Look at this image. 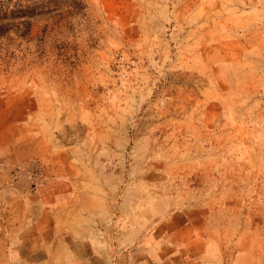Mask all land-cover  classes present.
<instances>
[{
  "label": "rangeland",
  "instance_id": "rangeland-1",
  "mask_svg": "<svg viewBox=\"0 0 264 264\" xmlns=\"http://www.w3.org/2000/svg\"><path fill=\"white\" fill-rule=\"evenodd\" d=\"M21 191L264 264V0H0V236Z\"/></svg>",
  "mask_w": 264,
  "mask_h": 264
},
{
  "label": "crops",
  "instance_id": "crops-1",
  "mask_svg": "<svg viewBox=\"0 0 264 264\" xmlns=\"http://www.w3.org/2000/svg\"><path fill=\"white\" fill-rule=\"evenodd\" d=\"M21 193L0 236V264H238L191 219L134 224L123 239L100 195L64 204Z\"/></svg>",
  "mask_w": 264,
  "mask_h": 264
}]
</instances>
